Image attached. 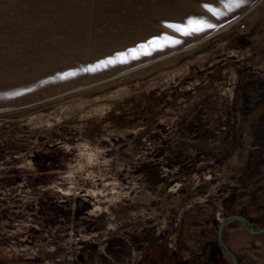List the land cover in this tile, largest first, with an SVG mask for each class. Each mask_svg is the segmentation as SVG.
<instances>
[{"label":"rangeland","instance_id":"rangeland-1","mask_svg":"<svg viewBox=\"0 0 264 264\" xmlns=\"http://www.w3.org/2000/svg\"><path fill=\"white\" fill-rule=\"evenodd\" d=\"M185 1L201 30L155 21L121 54L0 87V264H180L164 232L190 229L199 258L216 210L264 227V0ZM238 224L239 263L264 264Z\"/></svg>","mask_w":264,"mask_h":264},{"label":"bare ground","instance_id":"bare-ground-1","mask_svg":"<svg viewBox=\"0 0 264 264\" xmlns=\"http://www.w3.org/2000/svg\"><path fill=\"white\" fill-rule=\"evenodd\" d=\"M185 2L0 0V87L4 82L10 88L32 85L36 77L47 76L38 72L43 68L71 71L77 61L81 62L79 68H86L112 52L121 54L131 45L163 33L155 21L170 25L186 16L198 20L197 11Z\"/></svg>","mask_w":264,"mask_h":264},{"label":"water","instance_id":"water-1","mask_svg":"<svg viewBox=\"0 0 264 264\" xmlns=\"http://www.w3.org/2000/svg\"><path fill=\"white\" fill-rule=\"evenodd\" d=\"M198 206H202V207L206 208L210 213L212 212V208H211L210 204H208V203H201L200 202L198 204ZM232 221L240 222L243 225L244 229L248 233H251V234L264 233V227L254 229L250 220L246 216H244L240 213L228 214V215L224 216L219 221L218 227H217L216 241L214 242L213 247L218 254L223 252L228 257L231 264H240L236 254L226 245L225 240H224V229H225L226 225ZM177 240H178V243H177L176 254L179 251V249L182 247V244H183L181 230L179 231ZM180 264H212V263L207 262V261L206 262H200V261L191 260V261H181Z\"/></svg>","mask_w":264,"mask_h":264},{"label":"crops","instance_id":"crops-1","mask_svg":"<svg viewBox=\"0 0 264 264\" xmlns=\"http://www.w3.org/2000/svg\"><path fill=\"white\" fill-rule=\"evenodd\" d=\"M239 227H240V224H238L237 221H232V222L228 223L224 229L225 239L229 236V233L230 234L232 233L231 234L232 235V240H231L232 244H229V242L227 240L225 243L233 252H235V254H238V253H237V250H235L234 248L237 247V249H241V247L244 246V243L241 240L243 235H241V232H240V230L242 231V229H240ZM188 231H190V229H187L186 227L184 229H181L182 239H183V244H182L183 250H186L190 247V246H187V243H186V240L188 241V238H189V237L186 238ZM192 239H194V238L191 237L189 240L191 241ZM184 240H185V242H184ZM155 247L158 248L159 246H155ZM190 248H193V247H190ZM156 252H157V250H155L153 252V254H155ZM146 254H147V252H146ZM139 258H140V255H139Z\"/></svg>","mask_w":264,"mask_h":264},{"label":"built area","instance_id":"built-area-1","mask_svg":"<svg viewBox=\"0 0 264 264\" xmlns=\"http://www.w3.org/2000/svg\"><path fill=\"white\" fill-rule=\"evenodd\" d=\"M87 195V192L83 193L82 194V198L83 199H86L85 197ZM222 212L220 210H216L215 212V217L216 219L218 220V222L223 218L222 216ZM164 234V241H165V244L167 245V247L170 249V250H175L176 247H177V243H178V240H177V235L175 232H168V233H163ZM216 240V235H211V238H209L208 243H207V246H211L212 242H214ZM207 251V250H206ZM187 255L185 257H182L183 259H189V258H192V257H195L196 255L200 254L201 252L199 250H197L195 247L194 248H191V249H186V250H181L180 251V255ZM205 256H200L198 259L203 261L206 259L207 255H208V252H206L204 254Z\"/></svg>","mask_w":264,"mask_h":264},{"label":"flooded vegetation","instance_id":"flooded-vegetation-1","mask_svg":"<svg viewBox=\"0 0 264 264\" xmlns=\"http://www.w3.org/2000/svg\"><path fill=\"white\" fill-rule=\"evenodd\" d=\"M128 113H130V111H127V110H125V111H123V113L121 114V116H126ZM185 163L183 162V163H179V165H184ZM192 163L190 162L189 163V165H191ZM127 175H122L121 177H120V179L121 180H123V181H129V180H127ZM175 177H178V176H175ZM177 239H178V235H177ZM216 241V240H215ZM214 241V242H215ZM214 242H212V244H211V246H213V244H214ZM176 249H177V247H176ZM176 249L175 250H173V253H174V255L175 256H179V254H180V251L182 250V247L179 249V251L177 252V254H176ZM213 251L215 252L213 255H211L210 253L207 255V257H206V259L205 260H203V261H201V260H199L198 258H194V259H181V261H191V260H194V261H200V262H211L212 264H216V261H217V257H218V254L216 253V250L214 249V247H213ZM180 261V262H181Z\"/></svg>","mask_w":264,"mask_h":264},{"label":"snow or ice","instance_id":"snow-or-ice-1","mask_svg":"<svg viewBox=\"0 0 264 264\" xmlns=\"http://www.w3.org/2000/svg\"><path fill=\"white\" fill-rule=\"evenodd\" d=\"M240 2H243V0H240ZM194 23L199 25V24H203V21H192V20H189L188 21L189 30H192V31L201 30L200 27L191 28V25H193ZM169 27L176 28L178 31H184L185 30V26L181 25V24H170ZM204 27H213V25L205 24ZM149 43H152V41H149Z\"/></svg>","mask_w":264,"mask_h":264}]
</instances>
